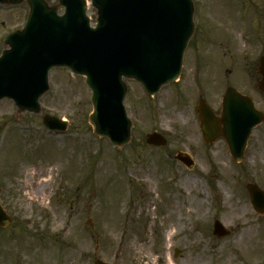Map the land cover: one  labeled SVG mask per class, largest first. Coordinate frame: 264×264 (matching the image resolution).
<instances>
[{"label":"rangeland","instance_id":"374dc122","mask_svg":"<svg viewBox=\"0 0 264 264\" xmlns=\"http://www.w3.org/2000/svg\"><path fill=\"white\" fill-rule=\"evenodd\" d=\"M193 1L196 32L180 79L154 97L128 82L129 144L118 148L94 134L92 93L67 69L51 71L40 100L44 115L69 122L67 132H50L43 115H18L13 101H0V202L11 218L0 227V264H264V214L246 189L264 190V121L236 162L223 139L204 142L195 109L204 99L220 115L232 87L264 115L257 87L264 0ZM27 15L25 6L0 5V55ZM88 15L95 25L91 5ZM154 132L164 147L147 145ZM215 221L230 236L216 237ZM171 224L179 236L170 243Z\"/></svg>","mask_w":264,"mask_h":264},{"label":"water","instance_id":"95a60500","mask_svg":"<svg viewBox=\"0 0 264 264\" xmlns=\"http://www.w3.org/2000/svg\"><path fill=\"white\" fill-rule=\"evenodd\" d=\"M98 24L91 28L84 0H0L10 7L26 5L29 16L21 30L4 38L0 57V100H13L18 115L41 114L39 100L49 90V72L55 67L69 68L86 78L92 91L93 113L89 121L99 137L123 147L131 141L132 122L124 101L128 86L124 78L139 82L147 94L156 95L164 85L181 74L183 56L195 31L192 0H92ZM65 8V14H58ZM258 88L264 92V56L260 59ZM217 117L205 100L196 107L206 143L223 137L236 161L243 152L252 129L264 119L251 98L234 88L223 97ZM51 130L66 131L67 123L44 116ZM149 145L164 146L158 133L148 135ZM177 159L191 166L182 155ZM257 212L264 213V192L255 184L247 187ZM10 218L0 205V225ZM215 234L227 233L216 222ZM95 264H106L97 260Z\"/></svg>","mask_w":264,"mask_h":264},{"label":"bare ground","instance_id":"6f19581e","mask_svg":"<svg viewBox=\"0 0 264 264\" xmlns=\"http://www.w3.org/2000/svg\"><path fill=\"white\" fill-rule=\"evenodd\" d=\"M262 157H264V155ZM38 186H39V190H38V195H39L45 190L46 184L42 183V184H38ZM173 224H171V231L168 233V238H169V242L170 243L173 240H177V238L179 236L178 228H177L176 225H173ZM168 264H174V262H173V260L171 258L169 259V263Z\"/></svg>","mask_w":264,"mask_h":264}]
</instances>
